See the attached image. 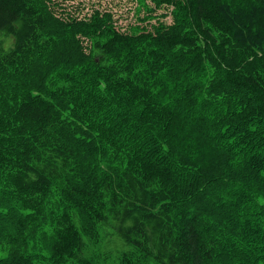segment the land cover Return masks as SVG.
<instances>
[{
  "label": "trees",
  "instance_id": "1",
  "mask_svg": "<svg viewBox=\"0 0 264 264\" xmlns=\"http://www.w3.org/2000/svg\"><path fill=\"white\" fill-rule=\"evenodd\" d=\"M137 1L0 0V264H264V0Z\"/></svg>",
  "mask_w": 264,
  "mask_h": 264
},
{
  "label": "rangeland",
  "instance_id": "2",
  "mask_svg": "<svg viewBox=\"0 0 264 264\" xmlns=\"http://www.w3.org/2000/svg\"><path fill=\"white\" fill-rule=\"evenodd\" d=\"M55 5H53L54 10L64 15L66 12L71 17L76 18H88L95 10L100 12H109L112 15V19L115 25L120 30H126L129 24H141V20L138 18L145 15L143 9L139 13H136V8L138 7L137 0H53ZM147 2L150 4L149 0ZM151 5V4H150ZM167 8L158 9L155 14H159L166 11ZM154 18L152 22H154ZM167 23H170L171 17L168 16L164 19ZM87 46V42H84ZM87 50V47H86Z\"/></svg>",
  "mask_w": 264,
  "mask_h": 264
}]
</instances>
